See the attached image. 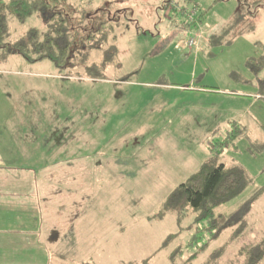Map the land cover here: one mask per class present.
I'll return each instance as SVG.
<instances>
[{
	"label": "rangeland",
	"instance_id": "1",
	"mask_svg": "<svg viewBox=\"0 0 264 264\" xmlns=\"http://www.w3.org/2000/svg\"><path fill=\"white\" fill-rule=\"evenodd\" d=\"M170 1L200 14L196 26L204 35L196 51L182 47L184 21L171 22L178 14L165 7ZM46 8L70 16L76 44L98 25L112 26L104 48L113 46L116 54L103 70L96 68L99 79L66 78L49 60L4 52L28 28L46 24L41 11L23 24L7 14L0 44L7 107L25 101L29 120L39 118L49 132L51 118L57 125L80 111L70 125L84 133L81 139L71 133L77 147L88 145L67 156L76 163L72 188L61 180L53 186L54 206L74 203L83 214L69 237L48 242L46 253L32 257L44 256L26 264H243L245 252L264 239V149L258 148L264 67L258 74L247 67L250 58L264 56V0H46ZM101 56L95 50L89 62L99 65ZM14 92L23 93L19 103ZM236 128L241 134L234 145L208 151ZM210 159L239 165L249 178L240 195L214 209L226 218L217 235L207 230V219L195 222L190 208L180 218L160 215L167 195Z\"/></svg>",
	"mask_w": 264,
	"mask_h": 264
},
{
	"label": "crops",
	"instance_id": "2",
	"mask_svg": "<svg viewBox=\"0 0 264 264\" xmlns=\"http://www.w3.org/2000/svg\"><path fill=\"white\" fill-rule=\"evenodd\" d=\"M170 14L177 16L173 12ZM179 17L171 20L175 26ZM3 87L0 86V264H13V257L19 258L20 264H26L33 258L44 256L45 248L50 247L48 242L69 237L76 219L83 214L82 208L73 206L74 203L68 202L67 207L56 202V206L53 205L57 199V190L53 192L55 180L70 186V175L73 174L70 170L76 168V163L72 164L67 158L73 154L71 150L76 139L66 135L64 128L75 130L70 123L75 124V115L80 111L63 122L56 121L57 125L51 118L49 130L52 131L49 132L48 126H44L39 118L29 120L28 105L20 97L23 93H13V97L19 95L21 98L23 104L19 103V97L15 99L20 107H7L3 96L7 92L1 89ZM37 113L44 116L46 112ZM47 114L52 112L49 110ZM61 131L62 138L56 139L61 136ZM70 145V151L64 149ZM46 163L48 166L44 168ZM78 166L84 168L83 163ZM67 188L63 187L64 195ZM48 199L50 202H46ZM56 208L65 211L58 214ZM38 250L45 253L32 257ZM59 253L62 256L67 254Z\"/></svg>",
	"mask_w": 264,
	"mask_h": 264
},
{
	"label": "trees",
	"instance_id": "3",
	"mask_svg": "<svg viewBox=\"0 0 264 264\" xmlns=\"http://www.w3.org/2000/svg\"><path fill=\"white\" fill-rule=\"evenodd\" d=\"M36 11L43 12L46 23L45 29L28 28L23 37L12 43H7L8 48L4 52L16 53L31 62L49 60L58 69V74L66 78L99 79L100 73L96 71V68L103 70L108 61L112 60L113 55L116 54L113 46L104 48L107 42L106 38L112 33L113 27L107 26L105 23L100 24L82 38L80 43L76 44L71 31L70 16L66 14L64 9H47L46 0H9L7 3L0 0V44L4 42L8 33L7 14H11L16 22L23 24ZM199 15H197V24L200 21L198 19ZM95 50L102 53L99 65L89 62L90 55ZM261 58H250L247 61V67L254 74H258L264 67V56ZM83 71L87 74L86 77L79 75ZM258 83L262 86L264 80L259 78ZM64 130L67 132L66 135H72L73 130H66V128ZM262 131L263 136L258 145L259 149H264V126ZM76 132H80V136L84 133V130L78 131L77 129L74 131L75 137H77ZM62 133L61 131V136H56V139L62 138ZM231 133L227 134L222 141L209 143L208 151L211 154L216 150L221 152L226 147L234 145L235 139L241 134V129L236 128ZM79 147H82L80 150H85L88 145L78 143L77 147V142H75L73 150H71V145L69 148L65 146L64 149L76 151L75 149ZM46 166H48V163L44 165V168H47ZM248 185L247 172L241 166H227L210 159L201 164L195 172L167 195L160 215L163 216L171 212L180 218L190 208L195 212L194 221L207 219L209 221L207 230H216L213 233L216 234L226 224V218L223 215L215 216L214 209L236 198ZM194 238L195 236H193ZM245 253L243 264H261L260 262L264 256V239L256 246L249 248Z\"/></svg>",
	"mask_w": 264,
	"mask_h": 264
},
{
	"label": "built area",
	"instance_id": "4",
	"mask_svg": "<svg viewBox=\"0 0 264 264\" xmlns=\"http://www.w3.org/2000/svg\"><path fill=\"white\" fill-rule=\"evenodd\" d=\"M165 7L170 10V12H174L180 17L182 16V21H184V23L181 29L185 33V38L181 42V44H183L182 47L196 51L199 41L204 35V31L198 28L199 25L196 26L198 13L196 9H187L185 6L171 1L166 3Z\"/></svg>",
	"mask_w": 264,
	"mask_h": 264
}]
</instances>
